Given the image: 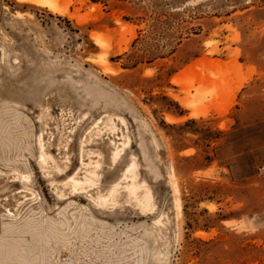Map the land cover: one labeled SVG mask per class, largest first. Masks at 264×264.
Wrapping results in <instances>:
<instances>
[{
    "label": "rangeland",
    "instance_id": "rangeland-1",
    "mask_svg": "<svg viewBox=\"0 0 264 264\" xmlns=\"http://www.w3.org/2000/svg\"><path fill=\"white\" fill-rule=\"evenodd\" d=\"M57 1L0 0V264H264V0Z\"/></svg>",
    "mask_w": 264,
    "mask_h": 264
},
{
    "label": "bare ground",
    "instance_id": "bare-ground-1",
    "mask_svg": "<svg viewBox=\"0 0 264 264\" xmlns=\"http://www.w3.org/2000/svg\"><path fill=\"white\" fill-rule=\"evenodd\" d=\"M29 1H33L39 5H42V6H48L49 8L54 9V10H57L60 8L59 7L60 4H58L57 0H29Z\"/></svg>",
    "mask_w": 264,
    "mask_h": 264
}]
</instances>
